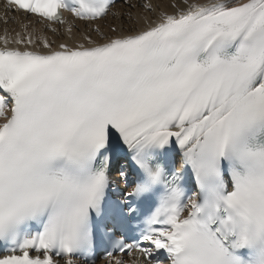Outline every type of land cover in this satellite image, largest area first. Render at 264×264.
Masks as SVG:
<instances>
[{
	"label": "snow or ice",
	"instance_id": "6c2138e0",
	"mask_svg": "<svg viewBox=\"0 0 264 264\" xmlns=\"http://www.w3.org/2000/svg\"><path fill=\"white\" fill-rule=\"evenodd\" d=\"M116 2L6 0L0 264H264V0Z\"/></svg>",
	"mask_w": 264,
	"mask_h": 264
},
{
	"label": "bare ground",
	"instance_id": "6f19581e",
	"mask_svg": "<svg viewBox=\"0 0 264 264\" xmlns=\"http://www.w3.org/2000/svg\"><path fill=\"white\" fill-rule=\"evenodd\" d=\"M156 3L161 4L162 6L167 5V0H155ZM120 3V4H119ZM127 8L124 3V0H120L115 4L113 8L114 13L126 12ZM70 21L73 22L75 27L76 36L79 37L83 32L88 30V26L85 25L82 21L75 19L70 15L68 17ZM112 23H120V20L115 19L113 15H109L107 19L100 21L101 27L104 31H110L109 25ZM25 25L29 26V30L33 32H47V34L56 40L67 39V36L64 34V27L57 25L61 28L60 33L53 34L50 30L45 28V24L37 19L26 16L24 13H18L13 11L10 8H7L5 4L0 5V36L8 34L9 36L14 35L15 33L21 32ZM118 177V176H114Z\"/></svg>",
	"mask_w": 264,
	"mask_h": 264
},
{
	"label": "rangeland",
	"instance_id": "374dc122",
	"mask_svg": "<svg viewBox=\"0 0 264 264\" xmlns=\"http://www.w3.org/2000/svg\"><path fill=\"white\" fill-rule=\"evenodd\" d=\"M120 4V3H119Z\"/></svg>",
	"mask_w": 264,
	"mask_h": 264
}]
</instances>
